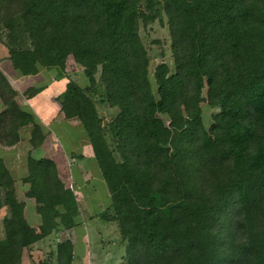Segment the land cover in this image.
Listing matches in <instances>:
<instances>
[{
    "label": "trees",
    "instance_id": "1",
    "mask_svg": "<svg viewBox=\"0 0 264 264\" xmlns=\"http://www.w3.org/2000/svg\"><path fill=\"white\" fill-rule=\"evenodd\" d=\"M163 18L172 63L150 72L140 26ZM0 44L21 75L63 76L69 57L82 68L86 84L68 79L60 107L87 134L124 264H264V0H0ZM16 96L0 71V144L30 126L36 149L44 134ZM99 104L114 112L103 118ZM2 177L0 264L79 224L52 159L27 154L37 232ZM72 257L71 240L59 242L54 264Z\"/></svg>",
    "mask_w": 264,
    "mask_h": 264
},
{
    "label": "crops",
    "instance_id": "2",
    "mask_svg": "<svg viewBox=\"0 0 264 264\" xmlns=\"http://www.w3.org/2000/svg\"><path fill=\"white\" fill-rule=\"evenodd\" d=\"M0 71L14 89L21 88L25 94L30 88L36 89L30 97L34 102L30 108L44 134V140L39 147L44 149L43 157L50 158L55 163L62 182L66 186H72L81 222V225L78 224L70 229L53 231L30 246L24 247L20 264H54L56 246L67 238L73 244L70 264H124L125 242L120 238L116 222L109 219L110 195L100 174L87 134L80 121L76 118H66L60 107L59 96L68 81L67 76L65 74L58 76L56 71L43 67H39L33 75H21L13 67L2 44H0ZM49 76L51 82L48 80ZM40 78L46 79V84L43 82L38 84ZM54 83H56L53 86L55 88L44 93ZM27 99L28 97L25 101H28ZM38 99H41L39 106L35 104ZM2 109L4 106L0 100V112ZM66 131L69 132L66 138L67 147L59 141V136ZM76 131L80 133L77 134L78 139L75 141L72 140L71 132ZM22 133L20 137H23ZM48 143L53 146V150L47 146ZM6 147L0 144V157L3 160L12 155L13 147L18 149L14 145L7 152ZM24 203V215L30 229L37 232L40 217L35 211V203L31 199L25 200ZM0 205H2L1 201ZM2 208L5 206H0V210ZM3 212L0 211V240L4 238L1 227L3 229V219L7 215Z\"/></svg>",
    "mask_w": 264,
    "mask_h": 264
},
{
    "label": "rangeland",
    "instance_id": "3",
    "mask_svg": "<svg viewBox=\"0 0 264 264\" xmlns=\"http://www.w3.org/2000/svg\"><path fill=\"white\" fill-rule=\"evenodd\" d=\"M140 35L142 37V40L144 42V45L150 57V65H149L150 72H152L153 67L157 63H159L161 60H165L169 64L172 63L171 40L169 37L165 18H163L161 21L155 20L154 22L149 23L146 27L140 26ZM51 70L55 71L53 68ZM65 72H66L65 75L67 76L66 77L67 79H74L81 85L86 84L87 79L85 78L83 74L82 68L78 66L77 64H75L72 61L71 57H69L67 60ZM48 80L51 82L50 76ZM46 81H47L46 79L40 78L38 79L37 83L39 84L43 82L46 84ZM55 84L56 83L52 84L51 87H49L48 89L44 91V93H47L53 88H55L53 87ZM15 90L17 91V96H16L17 101L21 104L23 108H25L26 110L32 113V110L30 107L31 105H33L34 102L30 98L31 94H28V93L25 94V92H22L21 88L19 90L16 88ZM26 97H28L27 99L28 101H25ZM40 102H41V99H38L35 101V104L39 106ZM202 106H203L204 120L207 121L209 118L210 109L207 107L205 103L202 104ZM98 111L103 118L108 117L112 112H114L112 108H108L106 105H103V104L98 105ZM28 131H30V126L22 127L20 130V133L23 132L22 133L23 137L21 136L19 141L16 144H14L15 146L18 147V149L13 147L12 151L13 150L14 151L13 153H11L12 155L7 156L5 160H3L2 157H0V187H1L0 195H2V192L5 189L2 183L3 181L2 173L4 172V170H7L9 174L11 173L12 175L11 177H13V182H15L14 185H15L16 196L18 200L25 201V200L31 199L34 202L32 198H29L25 195V192L28 188V184L23 181V178L27 174V154L28 152H32V155L35 157H43L45 155L44 154L45 152L42 147H37L35 150L31 148V145L28 142L29 138H27ZM67 133L69 132L66 131L64 134H62V136H59L60 137L59 141H61V143L65 147H67V140H66ZM74 133H76V135ZM79 133L80 132L78 131L71 132L72 140L76 141L78 139L77 134ZM47 146L53 150L52 145L48 143ZM6 148L8 152L11 149V146H7ZM14 157L16 159H14ZM67 187H69L72 190V186L68 185ZM0 206H5V205L2 204ZM2 210L4 211L3 213L8 214L6 206L5 208H2L0 211L2 212ZM79 225H81V222H79ZM1 230H3L2 227H1Z\"/></svg>",
    "mask_w": 264,
    "mask_h": 264
}]
</instances>
